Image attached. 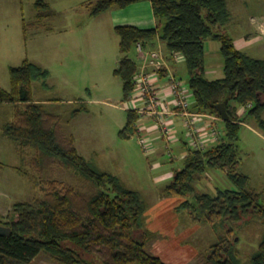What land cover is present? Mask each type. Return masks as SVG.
Here are the masks:
<instances>
[{
	"label": "trees",
	"instance_id": "1",
	"mask_svg": "<svg viewBox=\"0 0 264 264\" xmlns=\"http://www.w3.org/2000/svg\"><path fill=\"white\" fill-rule=\"evenodd\" d=\"M146 1L157 22L154 28H114L120 52L114 74L122 82L124 101L134 90L139 70L129 51L138 43L147 49L158 39L167 54L182 55L193 109L220 118L217 105L223 103L229 115L227 121H222L218 143L204 150L189 149L183 168L174 173L162 195L184 197L180 209L186 210L193 221L212 223L215 229L218 225L225 228L237 224L251 213H256L264 226L261 195L251 190L249 178L237 171L243 123L254 120L264 131V60L239 51L224 31L230 18L226 0H97L90 6V15ZM35 9L40 21L48 4L37 0ZM207 39L220 43V79L209 80L205 75ZM48 75L47 70L27 59L9 69L11 88L0 89V105L13 106L14 120L3 126V135L16 144L20 153L33 150V164L39 165V171L58 161L62 167L74 170L87 186L62 189L57 182H48L42 188L41 199L14 205L15 216L0 224L10 230L9 235L0 234V264H30L43 251L60 264H167L147 250L150 235L142 228L145 205L141 194L90 165L78 153L73 138L62 132L59 118L47 113L43 103L33 101L32 83L41 80L48 88ZM240 107L245 108L242 115L237 114ZM138 119L135 112L127 111L119 135L137 133ZM207 168L225 171L232 188L217 189L214 194L195 193L197 176ZM201 264L243 263L234 246L220 235ZM248 264H264V231Z\"/></svg>",
	"mask_w": 264,
	"mask_h": 264
},
{
	"label": "rangeland",
	"instance_id": "2",
	"mask_svg": "<svg viewBox=\"0 0 264 264\" xmlns=\"http://www.w3.org/2000/svg\"><path fill=\"white\" fill-rule=\"evenodd\" d=\"M36 1L0 0V89L11 88L8 69L20 66L25 59L50 71L46 79L48 88L42 87L41 80L32 83L33 101L43 103L47 113L59 118L62 132L73 138L78 153L90 165L119 178L126 188L141 194L145 205L142 228L150 235L147 250L151 255L167 264H201L222 235L234 246L241 262L248 264L264 231L258 215L247 214L237 224L225 228L218 225L216 229L212 223L193 221L186 210L180 209L184 197L162 195L173 173L183 168L182 157L187 148L161 139L157 133L156 141L152 142L155 152L147 155L137 133L119 135L126 124L124 108L128 105L123 99L122 82L114 74L120 58L114 25L125 22H114L108 12L91 16L90 6L97 0H44L53 12V17L46 21L53 32L47 33L33 26ZM226 1L231 20L224 31L239 51L264 59V36L251 23V18L264 22V0ZM219 47L218 41H205L206 74L210 80L223 77ZM160 48L167 52L164 44ZM128 56L138 68L141 66L136 46H132ZM176 63L175 76L189 89L183 59ZM237 112L242 115L245 108L240 107ZM13 120L11 105H0V224L15 216L17 203L33 204L41 199L42 188L48 182H57L62 189L87 186L74 170L62 167L58 161L39 171V165L33 164L34 151L20 153L16 144L3 135V126ZM219 125L223 132L222 121ZM147 126L145 130H153L150 124ZM181 130L178 128L177 132L187 142L184 129L183 134ZM238 160L237 171L249 178V188L261 195L263 205L264 131L254 120H247L241 127ZM194 188L198 194H214L217 189L232 188V184L225 171L207 168L197 176ZM30 264L60 263L43 251Z\"/></svg>",
	"mask_w": 264,
	"mask_h": 264
},
{
	"label": "built area",
	"instance_id": "3",
	"mask_svg": "<svg viewBox=\"0 0 264 264\" xmlns=\"http://www.w3.org/2000/svg\"><path fill=\"white\" fill-rule=\"evenodd\" d=\"M253 22L264 36V22L254 19ZM136 51L142 64L134 77V90L126 101L128 106L124 109L139 116L136 129L139 144L145 154L151 155L155 152L151 137L144 131L147 121L163 139L171 141L175 128L173 122L179 118L193 149L204 150L206 143H218L220 134L215 126L212 125L209 129L207 138L204 133L201 134L204 118L213 122L218 117L195 111L190 90L167 67L168 60L178 62L180 58L183 59L182 55L167 54L160 47L146 49L140 43L136 45ZM161 74L164 78H161Z\"/></svg>",
	"mask_w": 264,
	"mask_h": 264
},
{
	"label": "crops",
	"instance_id": "4",
	"mask_svg": "<svg viewBox=\"0 0 264 264\" xmlns=\"http://www.w3.org/2000/svg\"><path fill=\"white\" fill-rule=\"evenodd\" d=\"M41 1H44V0H41ZM45 2V1H44ZM227 2V1H226ZM46 4H48V9H46L44 12H42V14H43V18L40 20V21H38L37 20V15H38V12H37V10L35 9V5H34V9H35V11L37 12V14H36V16H35V22H34V24H33V26H36V27H38V28H43V30L45 31V32H49V33H51V32H53V29H52V27H50V26H48L47 25V19H49V18H52L53 17V12H52V10H51V6L49 5V3H47V2H45ZM228 3V2H227ZM228 5V4H227ZM106 12H108L109 14V17L114 21V22H118V21H121V22H125L124 24L125 25H131V26H135V27H138V28H154L155 26H156V24H157V22H156V20H155V18H154V16H153V13H152V9H151V4H150V2H148V1H146V2H140V3H135V4H131V5H129V6H127L126 8H124V9H119V8H116V7H113V8H111V9H109V10H107ZM106 12H104V13H106ZM230 12V11H229ZM103 14V13H102ZM253 19L254 18H251V23L252 24H255L254 22H253ZM231 20V13H230V18H229V21ZM254 20H256V19H254ZM261 20V19H260ZM229 21H228V23H229ZM227 23V24H228ZM114 26H117V25H114ZM60 33H62V32H60ZM26 28L24 29L23 28V35L26 37ZM251 36V35H250ZM96 42L97 43H101V44H104L105 43V41L104 40H102V41H100V40H96ZM155 44H159V47H160V45H162V43L158 40V39H156L155 41H153V43H151L150 45H148L147 46V49H156L155 48ZM63 51L64 50H62V52L61 53H63ZM244 53V52H243ZM246 54V53H245ZM206 57H207V54H206ZM205 57V75H206V77L209 79L210 77H208V75L206 74L207 73V69H206V58ZM251 57V56H250ZM253 58V57H252ZM254 59H256V58H254ZM26 60V59H25ZM24 60V61H25ZM28 60V59H27ZM258 60H264V59H258ZM118 61H119V59H118ZM118 61H117V64H118ZM30 62H32V61H30ZM180 62V61H179ZM33 64H35V65H37V66H39V67H41V68H43V69H45V70H47L48 72H49V75H50V71L47 69V68H44V67H42V66H40L39 64H37V63H35V62H32ZM167 67H168V69H169V71L170 72H172L174 75H175V66L177 65V63L175 62L174 63V61L173 60H168L167 61ZM11 67H15V66H10L9 67V69L11 68ZM9 69H8V71H9ZM49 75H48V77H49ZM47 77V78H48ZM210 80V79H209ZM47 84V83H46ZM48 86V85H47ZM43 87V86H42ZM39 102V101H38ZM3 105V104H2ZM11 107L13 108V106L11 105ZM240 109V108H239ZM13 111H14V109H13ZM208 114V113H207ZM237 114L239 115V112H237ZM264 114V113H263ZM211 115V114H210ZM214 116V115H213ZM216 117V116H215ZM220 121H222L220 118L218 119V118H216L213 122H211V120L210 119H207V118H204V122L202 123V125H201V134L202 133H204V135H205V137L207 138V134H208V131H209V129L212 127V125L213 126H215L216 128H217V130H218V132H220L219 134H220V137H219V139L221 138V134H222V131L220 130V125H219V123H220ZM149 121H147L146 122V124H145V128H144V131H145V129H146V126L147 125H149V123H148ZM245 123H243V125H244ZM173 125H174V136H173V139H171V141L170 142H173L174 144H176V143H178V144H181L182 146H185L186 148H187V154H188V151H189V149H193L190 145H189V138L185 135V133L183 134L182 132H183V126H182V124H181V122H180V119L179 118H177V119H175L174 120V122H173ZM148 127V126H147ZM178 128H180V130H181V128H183L182 130H181V133L183 134V135H185V137L187 138V142H185L180 136H182L181 134H180V131H179V134H178ZM149 129V128H148ZM148 129L145 131V133H147L150 137H151V140H152V142H154V141H156V136H155V134H157L158 132L156 131V130H151V131H153L152 133H150L149 131H148ZM177 133V134H176ZM6 137V136H5ZM161 137V136H160ZM161 139H163L162 137H161ZM154 140V141H153ZM211 143H213V142H210V143H206L205 145V149H207L208 147H210V146H213L214 144H212V145H209V144H211ZM185 148V149H186ZM19 151V150H18ZM187 154H185L182 158H183V161H184V158L187 156ZM171 160H173V157H171L170 158ZM174 174V173H173ZM162 199H164L163 197H162Z\"/></svg>",
	"mask_w": 264,
	"mask_h": 264
},
{
	"label": "water",
	"instance_id": "5",
	"mask_svg": "<svg viewBox=\"0 0 264 264\" xmlns=\"http://www.w3.org/2000/svg\"><path fill=\"white\" fill-rule=\"evenodd\" d=\"M217 110H218V113L220 115V119L222 121H227L229 119V115H228L223 103H220L217 105ZM9 233H10V230L8 228L0 226V234L1 235H9Z\"/></svg>",
	"mask_w": 264,
	"mask_h": 264
},
{
	"label": "bare ground",
	"instance_id": "6",
	"mask_svg": "<svg viewBox=\"0 0 264 264\" xmlns=\"http://www.w3.org/2000/svg\"><path fill=\"white\" fill-rule=\"evenodd\" d=\"M220 133V132H219Z\"/></svg>",
	"mask_w": 264,
	"mask_h": 264
}]
</instances>
